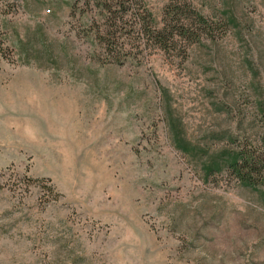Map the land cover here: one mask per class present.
<instances>
[{"label": "rangeland", "instance_id": "1", "mask_svg": "<svg viewBox=\"0 0 264 264\" xmlns=\"http://www.w3.org/2000/svg\"><path fill=\"white\" fill-rule=\"evenodd\" d=\"M75 1L0 0V264H264L223 163L264 134V0H133L187 35L112 52Z\"/></svg>", "mask_w": 264, "mask_h": 264}, {"label": "trees", "instance_id": "2", "mask_svg": "<svg viewBox=\"0 0 264 264\" xmlns=\"http://www.w3.org/2000/svg\"><path fill=\"white\" fill-rule=\"evenodd\" d=\"M80 2H84L86 7L91 4L99 12L102 23L96 26L94 34L108 52H112L120 44V40L123 37H129L131 33L143 36L146 42L151 41L161 50L168 49L175 41V36L187 35V26L184 22L176 21V28L173 26L169 28L168 23L158 26L151 13L144 6L141 7L142 10L135 8L133 0H77L74 5ZM171 10L173 12L175 8ZM197 17L200 24L206 26V20L201 15ZM116 61L119 62V60ZM257 108L264 130V102H261ZM173 140L174 146L178 150L188 151L185 142L178 141L177 136H174ZM223 163H226L225 166L234 174L239 183L255 188L259 185V181L264 178V134L257 138L254 143L232 152L224 159ZM219 169H221V164L216 161L205 166L206 174ZM45 187L49 195L57 200L60 193L56 191L55 187L52 184Z\"/></svg>", "mask_w": 264, "mask_h": 264}]
</instances>
